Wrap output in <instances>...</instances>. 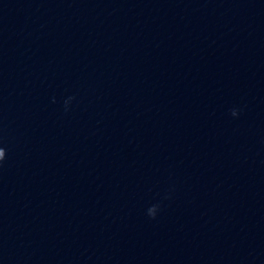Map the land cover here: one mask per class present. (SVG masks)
Returning <instances> with one entry per match:
<instances>
[{
  "label": "clouds",
  "instance_id": "obj_1",
  "mask_svg": "<svg viewBox=\"0 0 264 264\" xmlns=\"http://www.w3.org/2000/svg\"><path fill=\"white\" fill-rule=\"evenodd\" d=\"M65 103L67 104V101ZM231 115L233 117L237 116L238 111L236 109H233ZM5 157H6V149L4 147H0V165H2V162L4 161ZM157 210H158V205H153L149 207L147 210L148 216L152 219H155Z\"/></svg>",
  "mask_w": 264,
  "mask_h": 264
}]
</instances>
